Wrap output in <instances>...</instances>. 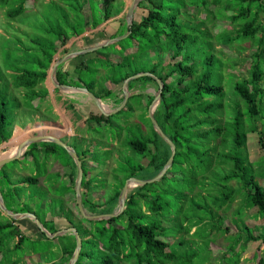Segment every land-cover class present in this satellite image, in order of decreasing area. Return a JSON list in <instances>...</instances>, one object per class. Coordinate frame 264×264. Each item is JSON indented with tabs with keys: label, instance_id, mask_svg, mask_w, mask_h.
<instances>
[{
	"label": "trees",
	"instance_id": "obj_1",
	"mask_svg": "<svg viewBox=\"0 0 264 264\" xmlns=\"http://www.w3.org/2000/svg\"><path fill=\"white\" fill-rule=\"evenodd\" d=\"M35 2L0 0V8L4 9L9 19L18 17L24 23L26 20L22 18V14L32 10ZM44 4L47 16L59 14L54 20L56 22L48 21V26L55 28L54 35L59 45H65L70 37L78 36L87 29H95L119 13L124 2L120 0L114 5L111 0H48ZM221 4L222 0H142L137 7L145 9V13L138 21L133 19L130 32L124 39L72 58L74 66L70 76L74 77L73 80L65 76L67 71L63 69L64 63L57 67L56 78L59 83L84 86L101 100L113 101L114 105H118L123 98L121 86L111 88L104 85V82L99 84L97 78L101 67L110 71L109 74L104 73L103 77L106 81L110 79L114 85L142 71L140 69L157 75L162 80L163 87L154 117L175 144L172 165L158 181L130 187L126 194L125 208L120 214L99 220H87L79 214L83 222L89 224L82 226L72 218V208L60 209V214L76 227L82 239L80 253L74 264H204L212 250L210 245L217 235L227 239L225 247L229 253V263L238 264L239 253L245 249L246 243L259 241L264 245V227L256 234L243 218L245 211L254 207V217H264V186L258 181V177L264 178V154L257 166H254L247 153L249 131H257L258 142L264 149V0H232L225 5L224 10L227 12L217 9ZM189 5L195 6L192 8L195 14H192ZM85 6L89 9L87 15L84 14ZM183 6L184 11H181ZM200 13H204L205 17L200 18L197 15ZM221 17L226 20H220ZM119 20L120 26L109 37L128 30L124 15ZM208 23L211 24L210 27L207 26ZM46 31L49 34L52 32ZM104 34L101 30L89 37L96 42L97 39L105 38ZM5 39L8 36H4ZM36 40H43L42 46L33 54L37 68H30L26 62L22 67H19L20 63L11 64L17 52H4L3 60L1 58L7 69H13L10 75L16 88L33 91L47 77L57 49L50 39ZM246 42L251 47H248L251 53L247 56H236L227 50V46L231 45L246 50ZM217 45L222 47L215 50ZM131 46L133 47L130 48ZM112 53L119 55L117 61L111 60ZM150 58L153 62L148 66ZM242 61L249 63L245 74L235 70ZM128 85L133 93L116 114L123 111L128 113L132 108L137 112L138 109L131 104L132 98L137 100L136 107H144L147 112L158 88L156 80L151 76H141L129 81ZM32 91L27 92L25 97L33 99L35 92ZM7 93L0 91V142L11 136V131L6 130ZM40 104L29 102L26 106L37 111ZM20 106V101H16L13 108ZM112 115L104 116L99 113L89 117H93L92 120L99 124L110 126L113 125ZM257 122L260 123V128ZM149 125L150 136L143 137V140H128L126 143L148 158L145 167L149 171L143 178L156 175L170 155L169 145L153 129L150 120ZM110 151L112 149L108 150L107 156H110ZM42 154L43 160L39 158ZM21 157H32L36 173L18 180L25 183L24 186L11 188L5 184L4 190L0 187L4 202L14 212H32L30 205L35 203L36 211L33 213L49 232H54L55 229L42 213L56 199L48 202L45 189H42V193L34 189L23 205L17 208L9 207L7 200L14 194L20 199L23 188L28 183L40 188L38 181L46 168H40L39 161L45 163L47 159H52L62 169L70 168L71 194L74 195L76 165L64 148L45 141L30 144ZM98 160H94L95 166L105 161ZM85 167L82 162V185L83 182L87 185L90 183L88 179L83 180ZM5 168L6 164L0 169V178L6 175L9 179L8 168ZM62 171L57 174L61 180ZM125 172L127 179L134 176L135 170L127 169ZM124 180L104 199L95 198L93 201L88 197L84 199L82 195L85 210L90 214L114 212ZM154 185L155 192L152 191ZM87 187L90 190L91 185ZM64 190L56 195L60 199L57 200L58 205L65 201L61 198L64 192V198L67 196ZM236 198H239V204L233 211L232 222L228 223L224 212ZM87 200L93 204L91 209L84 205ZM72 203L78 212L75 198ZM27 219L38 230L33 220H23ZM18 221L20 220L10 218L0 223V229H8L9 239L15 241L14 249L25 243L26 239L31 240V243L38 240L22 233L17 227ZM191 228L194 230L190 233ZM183 232L189 238L178 235ZM41 233L44 238H48ZM59 237L67 239V244H62L59 249V258H39L41 264L69 261L75 247L74 234L69 232ZM49 239L55 241V238ZM257 258L259 264H264L263 257L258 255ZM2 259L0 257V264Z\"/></svg>",
	"mask_w": 264,
	"mask_h": 264
},
{
	"label": "rangeland",
	"instance_id": "obj_2",
	"mask_svg": "<svg viewBox=\"0 0 264 264\" xmlns=\"http://www.w3.org/2000/svg\"><path fill=\"white\" fill-rule=\"evenodd\" d=\"M35 7L32 10H28L27 12H24L22 17L26 21L24 23H21L18 20V17H15L14 19H9L5 15L4 9L0 8V91L3 94L7 93V119H8V127L6 130L8 132L11 131V136L9 137L8 140L0 142V158L3 156L8 155L10 151L13 150V148L18 144L20 140H23L24 138L33 135L36 132H39L41 134H48L51 132H54L55 126H60L57 124L59 123V118L58 119H53L55 115H53L55 112L58 111H64V119L67 122V118L71 116V111L69 109L63 108L62 104V96L59 95L60 91L58 89H53L49 78L46 77L45 81L35 88H33V91L28 89H20L14 87L12 83V77H11V68H6L4 61H1V58L3 60V54L4 52H12L15 54V58L17 57V61L15 62V58L11 60V64H18L19 67L24 66V62L29 64V67L37 68V65L34 63V58L33 54L35 53V50H38L42 46V41H37L36 39H45L46 41H53L54 46H56V53L53 56L54 58H59L66 52L76 50L79 48L87 47L90 45L95 44L96 42L100 41L97 39L92 40L91 34L95 33L97 30L95 29H87L85 32L78 36H73L70 37L65 45H59L58 39L55 38V28H50L48 26V21L50 20L52 23L56 22V17H59V14H55L53 16H47L46 15V5L44 4V1L48 0H35ZM113 1L114 5H116L120 0H111ZM131 0H126L127 6ZM232 0H222V4L217 7L218 10L227 12L225 9V5H227V2H230ZM236 5V2H234L233 6ZM191 7L190 10L193 11L194 5H189ZM212 7V6H211ZM184 6L181 7V11H184ZM126 9V8H125ZM186 10V9H185ZM89 9L88 6L84 7V14H88ZM125 11L122 12L121 16L124 15ZM141 12L145 13V10H142ZM195 11H193L192 14ZM205 12V11H204ZM183 15V13L181 14ZM199 17H205L204 13L197 14ZM140 14L134 13V20L138 21ZM200 17V18H201ZM114 17H110L109 21H111ZM120 19V17H119ZM220 19V18H219ZM220 20H226L225 17H221ZM118 20H114L113 24H108L107 26V31H104V35L106 37H109L110 35H113L115 33ZM55 24V23H54ZM219 24V21L218 23ZM208 27L211 26L210 23L207 24ZM98 29H101L99 26ZM46 30H52V32L49 34L47 33ZM10 34H14L15 36H11ZM123 34V33H122ZM4 36H8V39L4 40ZM11 36V37H9ZM18 36L20 38V41H18ZM52 37V38H51ZM104 39V38H103ZM124 39V38H123ZM122 40V39H121ZM95 42V43H94ZM49 43V42H48ZM111 45V44H110ZM244 45L247 46L246 50H241L239 49L236 45H231L227 46V50L233 52L236 56H247L248 54L251 53V47L249 42H246ZM118 46V45H117ZM131 46L130 48H132ZM221 45H217L215 50H218ZM249 47V48H248ZM67 50V51H66ZM117 54V53H115ZM106 55V54H105ZM89 56H91V53H89ZM118 54L113 55L110 54L111 60L112 61H117L118 59ZM71 59V58H70ZM68 59V60H70ZM67 60V61H68ZM64 62L65 69L67 73L65 76L73 80L74 77H71L70 75L73 74L72 69L74 66V60L72 62ZM166 61V59H165ZM149 63L147 64L150 66V64L153 62L152 58L148 61ZM249 66V63L247 61H242L239 66L235 68L238 73L245 74L246 70ZM102 68V67H101ZM99 70L100 74L97 78V82L100 84L104 82V85H109L111 88H117L121 86V83L118 85L111 84L112 82L110 79L106 81L104 79L103 74H109L110 71L104 70ZM113 69V68H112ZM146 69V68H145ZM49 70V68H48ZM143 72L146 70L140 69ZM115 71H117V68H115ZM140 71V72H142ZM235 71V72H236ZM48 73V71H47ZM71 78H70V77ZM133 80V79H132ZM109 81L111 83H109ZM131 81V80H130ZM7 83V86H6ZM142 83V82H139ZM136 85V84H135ZM7 89V91H6ZM54 90V92L52 91ZM35 92V96L33 99L26 98V93L27 92ZM47 93V95H46ZM15 96L16 98L10 96ZM56 94L57 97L54 96ZM72 95V94H71ZM73 97H76L78 100H86L88 96H86L83 93L76 92L73 93ZM85 97V98H84ZM16 101H20L21 106L17 109L13 108V105L16 103ZM136 99L132 98L131 99V104L137 108V112H134V108H132V111H128V113H125V111L112 115V122L113 125H106L104 123H93L91 121L93 119L89 118L87 119L89 124L87 123V120L85 118L84 121L87 123L86 130L85 132H82V135L78 136L79 138L81 137V140L78 139V137H71L69 138L67 134L63 136V141L66 143L72 145L76 150H79V148L83 145V142L88 145V151L87 155L90 158V160L87 162L89 165H92L94 160L99 159L98 162L102 159H105L108 155V150H102L101 145H100V137L102 136L104 143L106 145L110 146V149H112V152L110 156L107 158L106 162L101 161L100 164L96 167L95 164H93L92 168L88 169V167H85L84 171H86L85 176L83 180L88 179L89 184H85L83 182V185H81V195H83L84 199L86 197L91 198L93 201L95 200V197H93L94 190L91 191L87 186L92 185L95 186L96 188L100 189L103 187V190L99 195L101 197H107L109 194L112 193L114 187L119 184L122 180L126 179V172L125 170L127 169H133L135 170L134 176L136 178H143L142 176L147 174L149 171V168H146V162H147V157H145L142 153L134 151L132 148L127 146V141L128 140H133V139H138V140H143V137H148L151 135V128L149 125V119L147 116V112L145 111L144 107H136ZM31 103L34 105H37L38 103L40 104L39 110H34L31 107H27V103ZM117 106V105H116ZM1 107V106H0ZM113 107V106H112ZM93 110L96 112V107L93 105L87 108V111ZM92 110V112H94ZM50 118V119H46ZM127 117V118H126ZM73 118V117H72ZM130 121H127V120ZM133 120V121H132ZM127 121V122H126ZM55 124V125H54ZM99 124V127H98ZM92 125V126H91ZM257 125L260 128V123L257 122ZM84 129V128H83ZM71 130H69V133ZM120 133V134H119ZM88 139V141L86 140ZM84 140V141H83ZM106 141V142H105ZM95 143V144H94ZM13 147V148H12ZM16 148V147H15ZM14 148V149H15ZM9 150V152H8ZM79 153V151H77ZM247 153L249 156V159L251 162H254L253 165L257 166V162L260 160L262 155L264 154V149L260 146L258 142V133L257 131H249L247 134ZM146 155V154H145ZM40 159L43 158L42 156L39 157ZM43 160V159H42ZM39 161V167L40 168H46V171L44 172V175L41 176L42 178V183L39 187H36L34 184H29L26 188H23V196H25V200H27L28 194L32 192L34 189L38 191V193H42L43 190L45 189V192H47V199H56L55 203L50 204L49 207H46L43 213L50 212V207L54 208H59V209H64L67 208V203L64 198V195H62L63 204L58 205L57 200H60L58 196L60 195V191H63L64 189L66 190V194H69L72 192V190L66 186V182L64 180H61L58 178V173H60V166L58 163H55L52 159H47L45 163ZM20 162V165L18 168L22 166V173H18V175L25 174L26 176H32L36 172V165L34 161L32 162V157H22L19 159L14 160V162H8L6 163V168L8 171V177L4 175V177L0 178V187L4 190V185L6 184L8 187H14L12 183L17 182V178H12L9 175V169L10 167L16 168V162ZM22 164V165H21ZM42 169V170H43ZM96 175V176H95ZM88 176V177H87ZM21 178V176H19ZM56 179V182L54 183V180ZM258 181L261 185L264 186V178L258 177ZM11 182V184H10ZM125 182V180H124ZM53 183V184H52ZM156 185L152 188V191L155 192ZM64 190V191H65ZM57 192V193H56ZM103 192V193H102ZM3 194L5 197L8 195L6 192L3 191ZM89 200V199H88ZM86 201L84 205L88 208L91 209V206L93 204H90L89 201ZM238 200L239 198H236L230 207L225 211L224 213L226 214L225 216L228 218L227 222L230 223L232 217H233V211L237 208L238 206ZM62 203V202H61ZM26 206V205H25ZM30 208L32 211H36V206L35 203H32L30 205ZM256 208H251L245 211V214L243 218L246 220L247 224L253 229V231L257 234L258 232L263 230L264 227V217H258L255 218ZM40 218L42 219V216L39 214ZM9 216L5 215L1 210H0V223L5 222ZM23 220V219H22ZM30 226H35L31 221ZM232 222V221H231ZM29 225V224H26ZM194 228H191V232H193ZM232 230H235L234 228ZM38 234L39 238L38 240H35V242L31 243V240L26 239L25 243H23L21 246L18 248H13L15 245V241H11L9 239V231L8 229H0V257L2 259V264H39V258H49V259H54L57 260L60 256L59 249L62 244H67V239L65 237L61 238L59 236L55 237V241L49 238H44L41 231L36 232ZM178 235H184L186 238H189L186 236L185 232L178 233ZM178 235H175V237H178ZM61 236V235H60ZM32 238V236H31ZM33 239V238H32ZM36 239V238H34ZM197 243H200L198 240H196ZM54 243V244H53ZM227 239H225L221 235H217L216 239L214 242L211 243V252L208 257V259L205 260L204 264H231L229 263V253L226 251V244H227ZM31 245L34 247H31ZM48 247V249H45ZM194 247H196L194 245ZM35 249V250H34ZM238 249V246L236 247ZM38 250V251H36ZM256 253V254H255ZM261 256L264 258V245L260 243L259 241H250L246 243L245 249L241 250L239 253V263L238 264H259L257 256Z\"/></svg>",
	"mask_w": 264,
	"mask_h": 264
},
{
	"label": "water",
	"instance_id": "obj_3",
	"mask_svg": "<svg viewBox=\"0 0 264 264\" xmlns=\"http://www.w3.org/2000/svg\"><path fill=\"white\" fill-rule=\"evenodd\" d=\"M140 1H142V0H131L129 2L125 12H124L125 23H126V26L128 27V30L126 32H124L123 34H120V35H116V36H112V37H106V38L96 42L93 45L83 47V48H79L76 50H72V51L66 52L65 54H63L59 58H54V60L52 61L51 65L49 67L47 77L49 78V81H50L53 89H58L59 91L64 92V93L80 92V93H83L86 96H88V98L98 108V111L104 116L112 115V114L116 113L117 111L121 110L126 105L128 98L131 95V91H130V88L128 85L130 80L141 77V76H151L153 79H155L157 84H158V88L154 94V97H153L151 103L149 104V106L147 108V116L150 120V123H151L153 129L169 145V148H170V155H169L167 161L165 162V164L163 165V167L161 168V170L151 178H142L141 179V178H136L133 176L128 177L125 180L122 188L120 189L118 199H117V209L114 212L101 213V214H90L85 210V208L83 207V204H82V195H81V185H82V177H83L82 162H81L75 148L72 145L63 141L61 137L56 136V135H51V134H41V135L28 136L27 138H24L23 140L18 142V144L16 145V148L12 154H8V155L0 158V169H1V167L3 165H5L6 163L14 161L16 159H19L24 154L27 147L30 144L35 143V142L47 141V142L55 143V144L61 146L62 148H64L67 151V153L70 155V157L73 159V161L76 165V176L74 179V197H75V202L77 205L78 212L80 213L81 216H83V218H85L87 220L107 219V218H111V217H114V216L120 214L125 208V200H126V194H127L128 189L130 187H133V186H139V185H144L146 183L158 181L164 175V173L168 170V168L172 165L173 157L175 154L174 142L169 138L168 135H166L163 132V130L161 129V127L159 126V124L157 123V121L154 117V110L160 101V97H161V93H162V87H163V82L157 75H155L151 72H148V71H144V72L142 71V72H138V73H135V74H132V75L126 77L121 83L123 98H122L121 102L113 108L107 107L106 104L99 97H97L92 91L88 90L86 87L59 83L57 78H56L57 67L60 64L64 63L65 61H67L68 59L75 57V56H78V55H81V54H86L88 52L98 50L104 46H108L110 44L116 43V42L120 41L121 39L125 38L129 34L130 28L132 26V22L134 19L133 18L134 17V9L137 7V5ZM0 210L5 215H7L13 219L29 218V219L33 220V222L38 227V229L41 232H43L45 234V236L48 238H55L57 236L72 232L74 234V237H75L74 251H73L72 256L68 262L60 263V264H74L76 262V260L79 256L81 244H82L81 236H80L79 232L77 231L76 227L69 226L67 228H61L59 230H55L54 232H49L43 226L40 219L33 212H14V211L8 209L5 202H4V198L2 196L1 190H0Z\"/></svg>",
	"mask_w": 264,
	"mask_h": 264
},
{
	"label": "crops",
	"instance_id": "obj_4",
	"mask_svg": "<svg viewBox=\"0 0 264 264\" xmlns=\"http://www.w3.org/2000/svg\"><path fill=\"white\" fill-rule=\"evenodd\" d=\"M123 2H124V4H123L122 10L119 13L113 15L112 17H114V18L111 21H109V18H108L103 23H101L99 25L101 27V29H98L99 28V26H98L96 28L97 30L107 31L108 24H113V21L114 20H118V23H117L118 25H117L116 30L118 29V27L120 26L119 17L121 18L123 16V15L121 16V14H122L123 11L126 10L125 8H127L126 0H123ZM142 10H145V9H143L141 7H136L134 9V13H138L141 16L142 14H144L143 12H141ZM100 40H102V39H100ZM72 58L70 60H68L67 62H72L73 61ZM72 63H74V62H72ZM63 69L66 70L64 65H63ZM109 83H111V82L109 81ZM111 84H113V83H111ZM149 90H152V89L149 88ZM52 91L54 92V90H52ZM132 93L133 92L131 91V94ZM59 95L62 96L61 100H62V104H63L64 110L65 109H69L71 111V116L67 118V122H66L65 119H64V116H65L64 115L65 114L64 111L55 112L54 113L55 114V117L53 119L56 120V119L59 118V123L60 124H57V125H60V126H55L54 132H51V133H48V134L59 136L62 139H63V136L65 134H67L69 138H71V137H78V136L82 135V132L87 131L86 130V126H87V123L89 124V122L87 120V119L90 118L89 116L90 115H93V116L99 115L100 112L98 111V108L94 105V103L89 98H87L86 100H79L80 97H78V100H77L76 97H73L74 96L73 93H64V92H61V91H60ZM54 96L57 97L56 94H54ZM103 102L109 108H113V107L116 106V105L113 104V101H111V100L103 101ZM69 105H72V107H70ZM92 105H93V107L94 106L96 107V109H95L96 112L93 110V108H90V109H92L94 112H92V110L91 111L90 110L87 111V108L90 107V106H92ZM83 118H85L87 120V123L84 121L85 119H83ZM91 121H93V123L96 124L94 120H91ZM98 127H99V124H98ZM69 130H71L70 133H69ZM78 139L81 140V137L80 138L78 137ZM99 139H100V145L102 147L101 149L102 150H110V146L109 145H106L104 143V141L101 140V139H103V137L101 136ZM86 140L88 141V139H86ZM14 148H13V150H15ZM88 150H89L88 149V145L83 142V145L79 148V150H76V151H79V153L77 152V154H78V156H80L79 158H80L81 162H83V164L86 165V167L89 168L91 165H89L90 163L89 164L87 163L89 161H86L87 159L90 160V158L87 155V151ZM8 152H9V150H8ZM8 154H11V153H8ZM108 157L109 156L105 157V159L107 160ZM20 158H22V157H20ZM106 160H105V162H106ZM19 165H20V162L17 161L16 162V168H14L12 166L9 169V175H10V177L17 178L16 179L17 182L12 183L13 186H18V185L24 186L25 185V183L18 181L20 179L19 176H21V177H25L26 176L25 174L18 175V173H22V171H23L22 166L20 168H18ZM59 170H63L62 171L63 172V180L66 182V186H68L71 189V180L72 179L69 177L70 168L69 167H65L63 169L62 168H59ZM75 176H76V174H75ZM74 179H75V177H74ZM41 180H42V178L40 177V179L38 181V185H41V183H42ZM73 186H74V184H73ZM11 188H13V187H11ZM90 190L91 191L94 190L93 197L100 198V199H104V197H101V195H99L101 193V191L103 190V187H101L100 189H98L95 186H92L91 185ZM73 191H74V187H73ZM8 198L9 199L7 200V203L9 205V207H12V208H14V207L17 208L18 206H22L23 205V202L26 201L25 200L26 198H25V196H23V194H21V198L20 199L18 197H16L15 194L12 195V196H10V197H8ZM73 198H75V197L71 193L67 194V196L65 198V199H67L66 200L67 208H72V214H73L72 218L74 220L78 221L79 222V225H82V226H87L88 225L89 226V224L87 222H83V220L80 218V215H79L80 213H78L76 211V209H74V206H73V203H72V199ZM50 201L51 200L49 199L48 202H50ZM49 210H50V212L42 213V214L44 215L45 220H47L49 222V224L55 230H59L61 228H67L69 226H73L64 215H61L60 214V209L59 208L50 207ZM19 220L20 221L17 222V227L20 229V231L22 233H24V234H26V235H28L30 237L32 236L33 239L34 238L39 239V238H37V237H39L38 236L39 233L37 234L36 232L37 231H40V230L39 229L37 230L36 228H33V226H30V222H28L30 220H28V219H27V221L26 220H22V219H19ZM26 224H29V225H26ZM39 264H41V263H39Z\"/></svg>",
	"mask_w": 264,
	"mask_h": 264
},
{
	"label": "flooded vegetation",
	"instance_id": "obj_5",
	"mask_svg": "<svg viewBox=\"0 0 264 264\" xmlns=\"http://www.w3.org/2000/svg\"><path fill=\"white\" fill-rule=\"evenodd\" d=\"M33 135H41V133H39V132H36V133H34ZM33 135H31V136H33ZM41 142H44V141H41ZM47 142V141H46ZM28 148V147H27ZM97 167V166H96Z\"/></svg>",
	"mask_w": 264,
	"mask_h": 264
},
{
	"label": "bare ground",
	"instance_id": "obj_6",
	"mask_svg": "<svg viewBox=\"0 0 264 264\" xmlns=\"http://www.w3.org/2000/svg\"><path fill=\"white\" fill-rule=\"evenodd\" d=\"M13 152H14V150H13V151H10L9 153H11V154H12Z\"/></svg>",
	"mask_w": 264,
	"mask_h": 264
}]
</instances>
